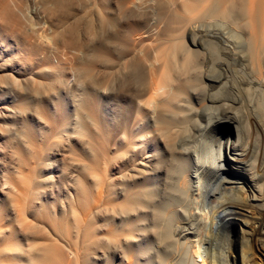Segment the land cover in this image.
Listing matches in <instances>:
<instances>
[{
    "label": "bare ground",
    "instance_id": "1",
    "mask_svg": "<svg viewBox=\"0 0 264 264\" xmlns=\"http://www.w3.org/2000/svg\"><path fill=\"white\" fill-rule=\"evenodd\" d=\"M113 5L112 17L85 24L106 34L102 57L80 31L61 35V76L68 64L81 90L75 119L64 99V120L40 117L48 131L25 130L12 144L35 155L33 178L24 189L5 183L14 222L0 214V264L47 263L35 244L47 228L78 239L67 237L66 264H82L83 250L87 264H264V0ZM54 8L63 29L69 3ZM3 11L18 25L14 7ZM112 75L124 95L107 112L100 97ZM72 135V159L51 183L69 186V202L31 218L47 181L38 169L53 166L51 152Z\"/></svg>",
    "mask_w": 264,
    "mask_h": 264
},
{
    "label": "rangeland",
    "instance_id": "2",
    "mask_svg": "<svg viewBox=\"0 0 264 264\" xmlns=\"http://www.w3.org/2000/svg\"><path fill=\"white\" fill-rule=\"evenodd\" d=\"M55 1L0 0V214L5 215L6 219L10 220L9 223H13L14 220L11 212L9 213L10 187L5 183H10L16 189L29 188L28 184L33 178V172L30 170L31 161L32 157H35L27 148L20 146L15 149L12 144L19 140L25 130L48 131V125L40 117L54 121L56 124L64 120V114L61 111L63 106L61 102L64 99L69 102L64 108L70 112V120L75 119L72 98L78 97L81 90L77 85L76 77L69 71L68 64L65 65L67 71L61 76L58 56L62 48L61 35L64 32L65 36L70 37L80 31L86 48L93 50L98 45V50L106 39V34L103 31H98V34H89V28L85 24L90 18H94V13L101 12L104 17H112L110 9L115 2V0H67L70 12L67 23L61 29L58 25L61 11H54ZM78 2L84 10L75 7ZM7 6L16 9L18 25L7 20L3 11ZM83 15L86 19L79 25L78 20ZM101 51L98 50L95 54L102 57L99 54ZM106 84L107 89L100 97V105L108 112L121 105L124 92L121 90V80L115 75L110 76ZM216 130L221 134L228 131L223 125H218ZM71 137L68 140L63 139L51 152L50 161L53 166L38 169L47 181L44 187L36 188L38 194L33 197L32 202L35 211L33 215H28L32 216L31 218L39 212L41 219L48 215L47 210L53 209L55 205L69 202L65 198L69 186L52 187L51 183L59 176L60 168H64L72 159L70 150L77 140L74 135ZM204 141L203 138L197 145L199 150L197 153L202 156V159L206 158ZM33 147L36 146L32 145ZM85 158L89 157L85 155ZM61 222L64 232L65 226L63 221ZM49 230L47 228V233L35 237V244L46 247L47 259H49L45 264H66L63 258L69 257L67 237L74 244L78 239L65 233L62 239H59L58 235H54ZM235 251L237 252V249ZM83 253L81 263L87 264L88 251L83 250ZM34 254L38 259L42 255L40 251Z\"/></svg>",
    "mask_w": 264,
    "mask_h": 264
}]
</instances>
